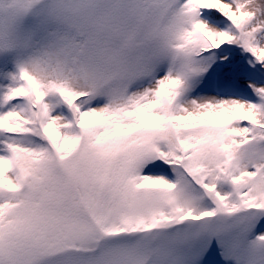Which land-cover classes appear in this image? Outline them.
Returning a JSON list of instances; mask_svg holds the SVG:
<instances>
[{
  "label": "snow or ice",
  "instance_id": "6c2138e0",
  "mask_svg": "<svg viewBox=\"0 0 264 264\" xmlns=\"http://www.w3.org/2000/svg\"><path fill=\"white\" fill-rule=\"evenodd\" d=\"M0 264H264V0H0Z\"/></svg>",
  "mask_w": 264,
  "mask_h": 264
}]
</instances>
